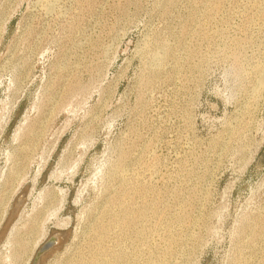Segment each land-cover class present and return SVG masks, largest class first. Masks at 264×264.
Wrapping results in <instances>:
<instances>
[{
  "label": "rangeland",
  "instance_id": "rangeland-1",
  "mask_svg": "<svg viewBox=\"0 0 264 264\" xmlns=\"http://www.w3.org/2000/svg\"><path fill=\"white\" fill-rule=\"evenodd\" d=\"M0 264H264V0H0Z\"/></svg>",
  "mask_w": 264,
  "mask_h": 264
},
{
  "label": "water",
  "instance_id": "water-1",
  "mask_svg": "<svg viewBox=\"0 0 264 264\" xmlns=\"http://www.w3.org/2000/svg\"><path fill=\"white\" fill-rule=\"evenodd\" d=\"M61 238L62 237H56L51 239L50 241H48L41 249L39 256L43 255L44 253H46L47 251H49L50 249L56 247L59 245V243L61 242Z\"/></svg>",
  "mask_w": 264,
  "mask_h": 264
},
{
  "label": "bare ground",
  "instance_id": "bare-ground-1",
  "mask_svg": "<svg viewBox=\"0 0 264 264\" xmlns=\"http://www.w3.org/2000/svg\"><path fill=\"white\" fill-rule=\"evenodd\" d=\"M47 12V11H46Z\"/></svg>",
  "mask_w": 264,
  "mask_h": 264
}]
</instances>
